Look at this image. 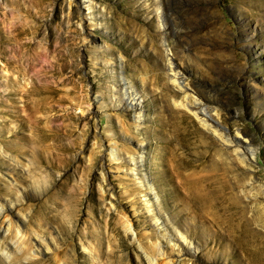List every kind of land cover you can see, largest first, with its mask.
Instances as JSON below:
<instances>
[{
  "label": "rangeland",
  "instance_id": "obj_1",
  "mask_svg": "<svg viewBox=\"0 0 264 264\" xmlns=\"http://www.w3.org/2000/svg\"><path fill=\"white\" fill-rule=\"evenodd\" d=\"M0 264H264V0H0Z\"/></svg>",
  "mask_w": 264,
  "mask_h": 264
},
{
  "label": "bare ground",
  "instance_id": "obj_2",
  "mask_svg": "<svg viewBox=\"0 0 264 264\" xmlns=\"http://www.w3.org/2000/svg\"><path fill=\"white\" fill-rule=\"evenodd\" d=\"M174 71V70H173ZM176 74H177V72H176ZM174 80H176V78H175V76L173 75V81ZM177 81V80H176ZM195 114H196V116L198 117V115H197V112H194ZM199 119L203 122V123H205V124H207V125H210L209 123H207V119H205L204 117H201V116H199ZM116 153H117V150H116V148H113V147H110L109 148V158L110 159H113V160H115L116 159ZM150 205V204H149ZM173 261H175L176 259H172Z\"/></svg>",
  "mask_w": 264,
  "mask_h": 264
}]
</instances>
